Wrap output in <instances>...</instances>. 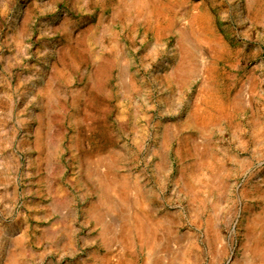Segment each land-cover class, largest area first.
<instances>
[{"label": "rangeland", "instance_id": "rangeland-1", "mask_svg": "<svg viewBox=\"0 0 264 264\" xmlns=\"http://www.w3.org/2000/svg\"><path fill=\"white\" fill-rule=\"evenodd\" d=\"M0 264H264V0H0Z\"/></svg>", "mask_w": 264, "mask_h": 264}]
</instances>
